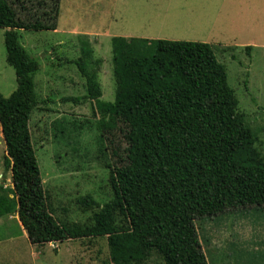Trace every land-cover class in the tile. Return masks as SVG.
I'll use <instances>...</instances> for the list:
<instances>
[{
  "label": "trees",
  "instance_id": "trees-1",
  "mask_svg": "<svg viewBox=\"0 0 264 264\" xmlns=\"http://www.w3.org/2000/svg\"><path fill=\"white\" fill-rule=\"evenodd\" d=\"M37 5L40 16L0 0L5 60L16 79L12 94L0 95L3 164L11 173V188L0 185V217L15 214L35 246L79 241L88 247L102 240L108 255L101 264H147L152 257L157 264H209L197 221L234 208L264 209L258 133L240 111L213 47L113 37L115 96L104 102L98 80L103 61L94 58L88 39L81 40L79 57L67 63L84 80L85 95L64 101L90 104L96 158L107 171L110 197L103 204L89 194L76 198L77 209L88 215L84 223L54 219L29 130L34 111L50 100L37 97L33 78L39 64L17 31H55L60 0ZM54 128V139L68 137L63 124Z\"/></svg>",
  "mask_w": 264,
  "mask_h": 264
},
{
  "label": "rangeland",
  "instance_id": "rangeland-1",
  "mask_svg": "<svg viewBox=\"0 0 264 264\" xmlns=\"http://www.w3.org/2000/svg\"><path fill=\"white\" fill-rule=\"evenodd\" d=\"M43 1L9 0L15 8L27 6L35 15L41 13L37 4ZM198 1L60 0L55 31H17L21 46L39 64L33 78L37 97L40 101L50 100L34 111L29 130L43 188L56 209L54 219L84 223L88 215L77 209L76 198L89 194L103 204L110 197L107 171L96 158L98 132L92 123L90 104L64 101L85 95L84 80L76 66L67 63L79 57L81 40L85 38L91 43L94 58L103 61L98 80L104 102H113L115 96L113 37L210 44L227 72L240 111L258 133V149L264 155V24L256 34L238 32L228 21H211L212 14L203 9L201 14L198 7L197 12L188 11V6L194 7ZM210 2L207 0L208 5ZM220 2L212 0V4ZM215 17L226 14L217 13ZM4 32L0 29V95L7 98L16 89V79L5 60ZM248 46L252 49L246 52L244 48ZM58 122L66 127L68 139H54V124ZM124 148L123 144L121 155L125 157ZM4 155L0 128V185L11 188ZM196 226L209 264H264L263 208L229 209L198 220ZM106 248L102 240L88 247L79 241L56 247L35 246L30 244L15 214L0 217V264H101L107 260ZM147 264H157V259L152 257Z\"/></svg>",
  "mask_w": 264,
  "mask_h": 264
},
{
  "label": "crops",
  "instance_id": "crops-1",
  "mask_svg": "<svg viewBox=\"0 0 264 264\" xmlns=\"http://www.w3.org/2000/svg\"><path fill=\"white\" fill-rule=\"evenodd\" d=\"M193 5L195 6H188V11L190 9L191 12L193 10L197 12L198 7L199 10L201 9V14L204 13L203 9L212 14L211 21H228L231 23V27L245 34L260 32L264 24V0H222L217 4H212L211 0L210 5H208L207 0H199L198 4L194 2ZM217 13L226 14V17L217 18L215 17Z\"/></svg>",
  "mask_w": 264,
  "mask_h": 264
}]
</instances>
